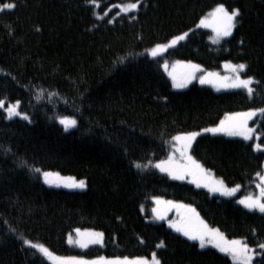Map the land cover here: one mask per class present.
<instances>
[{
	"label": "trees",
	"instance_id": "obj_1",
	"mask_svg": "<svg viewBox=\"0 0 264 264\" xmlns=\"http://www.w3.org/2000/svg\"><path fill=\"white\" fill-rule=\"evenodd\" d=\"M10 2L14 9L0 11V99L19 100L29 120L7 119L0 111V264H50L23 239L58 256L133 259L156 253L161 264H234L226 253L199 248L165 222L147 221L153 198L191 205L227 239L246 240L253 264H264L258 247L264 213L237 202L255 194L263 171L264 151L253 141L207 133L189 150L228 187L239 185L236 197L213 195L155 166L173 151V136L264 108V0H141L137 11L120 15L111 7L134 0H97L98 7L88 0L0 5ZM218 4L239 9L240 16L232 34L213 45L211 32L196 25ZM185 32L162 55L146 54ZM177 61L205 71L244 63L241 75L254 77L253 94L197 83L175 90L161 66ZM59 116L76 118L77 125L66 131ZM249 126L264 147V115ZM30 168L85 180L86 188L47 187ZM76 228L102 232V245L68 246Z\"/></svg>",
	"mask_w": 264,
	"mask_h": 264
},
{
	"label": "snow or ice",
	"instance_id": "obj_2",
	"mask_svg": "<svg viewBox=\"0 0 264 264\" xmlns=\"http://www.w3.org/2000/svg\"><path fill=\"white\" fill-rule=\"evenodd\" d=\"M93 6L98 7L97 0H88ZM14 3H4L0 5V10H12L15 8ZM141 6V0H134V2H129L126 5H118L121 12L131 13L137 11ZM107 15V13H105ZM117 15H120L118 12ZM214 21L218 22V26L214 27L216 33V41L223 37H228L232 34V30L236 27L238 22L237 18L240 16L239 9H232L231 11L225 7L224 4H218L210 14ZM111 22V21H109ZM200 24L202 26L208 27L209 24L206 19H201ZM188 33H183L172 37V39L166 44H156L153 48L149 50V54L156 57L160 53L166 51L170 47H174L178 42L184 40ZM125 58H120V63H123ZM165 70H168V64L165 62L163 65ZM180 66L183 71L177 74L176 68ZM225 68L229 70L232 74L230 76L221 77L219 73L207 72L202 75H197L203 70L198 64H193L188 62L185 64L183 61H177L176 64L172 66V71L169 75L172 78V86L174 88H184L187 87L189 83L193 80H199L201 84L213 83L219 84L221 87L225 88H242L245 89L251 96L253 94V88L251 85L255 82L254 77L248 76L244 77L241 75L245 72L247 65L244 63L232 64L227 62ZM39 99V97H37ZM166 99V98H165ZM20 101L17 100L15 103H9L6 106V101L0 99V109H4L8 119L13 117H22L25 120H29V116L26 113L21 112ZM257 112L264 115V108L250 109L242 113H230L222 119L219 124L215 127L204 128L201 130L203 133H223L228 136H243L245 139H250L252 129L247 127L248 120L252 119L257 115ZM61 125L64 126L65 130L77 125L76 118H70L67 116L56 117ZM201 132H187L181 133L172 137V140L178 142L180 147L176 150L180 152L181 162L176 163L170 156L167 161H161L157 163L156 168L160 169L162 172H168L174 179L184 180L191 177L192 183L196 184L197 187L203 184L207 187L209 191L220 193L224 196H231L240 187L236 185L233 188H229L223 180H216L209 177L208 170H206L201 163L195 160L190 154L189 149L192 148L193 141L197 136L201 135ZM256 149H260L261 145L256 144ZM6 152L10 149H5ZM23 166H26V162H22ZM137 168L142 167L139 163L134 165ZM30 171L35 173H40L39 168H30ZM45 183L55 184L56 180L53 177H59V173H52L49 171H43L42 173ZM257 176L261 180L259 185L260 195L258 197L247 196L239 201L240 204L244 205L245 208L249 210H258L260 213H264V175L257 173ZM71 179V178H69ZM65 187L68 188H85L86 184L84 180L78 182L72 181L71 183H64ZM157 203H160L159 198H157ZM171 204L172 202H168ZM177 209H184L185 215L181 219L179 224L170 223V227L175 228L177 232H181L189 240H198L200 246L204 247L206 243H211L220 252L229 255L234 264H253L254 250L250 245L243 239H227L223 232L218 228H213L207 224L191 205L175 204ZM154 211H157L154 209ZM160 219H163V215L158 213ZM15 231V229H12ZM75 233L77 239L75 243L79 244L81 248H87L91 244H102L103 243V233L92 231L90 229L81 230L76 228ZM72 238L69 236V243H72ZM25 245H29L32 248L38 249L39 252L43 253L47 257H52V252L45 247L43 244H34L28 239H23ZM161 245H157L160 247ZM259 249L264 250V243L258 245ZM59 264H161V261L157 258L156 253H152L151 260L144 257H136L134 259H129L128 257H116V258H105L100 256L93 260H88L83 257H68L59 260Z\"/></svg>",
	"mask_w": 264,
	"mask_h": 264
},
{
	"label": "rangeland",
	"instance_id": "obj_3",
	"mask_svg": "<svg viewBox=\"0 0 264 264\" xmlns=\"http://www.w3.org/2000/svg\"><path fill=\"white\" fill-rule=\"evenodd\" d=\"M127 3H125V4H117V5H114V6H112L111 8H116V9H118V12L119 13H123V12H121V10H120V7H117L118 5H126ZM5 10H7V9H5ZM0 11H2V10H0ZM212 11H213V9L211 10V11H209L203 18H201V19H206L207 20V22H208V24H209V26L208 27H205V26H202L201 24H200V21H201V19H200V21L198 22V24L196 25V28L198 29H205V30H208V31H210L211 32V36H210V42H211V44H213V45H216V44H218L222 39H224V38H227V37H223V38H221V39H219L218 40V42H215L216 41V33H215V31H214V27L215 26H218V22H216V21H214V19H213V17L210 15L211 13H212ZM233 31V30H232ZM185 33H187V32H185ZM183 34V33H182ZM181 35V34H180ZM229 37V36H228ZM172 39V38H171ZM170 39V40H171ZM169 40V41H170ZM169 41H167V42H165V43H161V44H166V43H168ZM183 41V40H182ZM181 42V41H180ZM179 43V42H178ZM154 47V46H153ZM153 47H151V48H153ZM151 48H149L147 51H146V54L149 56V57H151V58H154L153 56H151L150 54H149V50L151 49ZM170 48H172V47H170ZM170 48H168V49H170ZM167 49V50H168ZM166 50V51H167ZM166 51H164V52H162V53H160L159 55H162L163 53H165ZM159 55H157V56H159ZM156 56V57H157ZM184 62V61H183ZM185 64H187L188 62H184ZM192 63V62H191ZM227 62H225V63H223L222 65H221V69L219 70V71H205V70H203L202 68V72L201 73H197V75L199 76V75H202V74H204V73H207V72H213V73H219V75L221 76V77H224V76H230V75H232L230 72H229V70L228 69H226L225 68V64H226ZM165 64V63H164ZM164 64H162V70L164 71V73L167 75V77L170 79V81H171V84H172V78H171V76L169 75V72H171L173 69H172V66L174 65V64H176V62H173V63H167L168 64V70L166 71L165 70V68H164ZM193 64H195V63H193ZM233 64V63H232ZM180 68L179 70H177V68ZM177 68H176V72H177V74H179L180 72H182L183 71V69L180 67V66H177ZM193 83H197V84H199V85H204V86H208V87H210V88H212L214 91H216V92H225V91H231V90H236V89H242V88H225V87H221L219 84H213V83H205V84H201L200 82H199V80L197 79V80H193L191 83H189L188 85H187V87L190 85V84H193ZM187 87H184V88H174L173 87V89H175V90H183V89H186ZM7 104H9V103H6V106H7ZM0 111H3L4 113H5V111H4V109H0ZM244 112H246V111H244ZM240 113H242V112H240ZM259 114V112H257V115ZM5 115H6V113H5ZM226 116V115H225ZM7 117V116H6ZM255 117V116H254ZM253 117V118H254ZM13 118H21V119H23L22 117H13ZM12 118V119H13ZM225 118V117H224ZM223 118V119H224ZM252 118V119H253ZM8 119V118H7ZM252 119H250V120H248V122H247V127L248 128H250V129H252V132L250 133V135H251V138L250 139H245L243 136H239V135H237V136H228V135H225V134H223V133H208L209 135H215V136H224V137H228V138H236V139H241V140H245V141H253V145H254V148L256 149V147H255V145L256 144H258V135L256 134V132H255V130L253 129V128H251L250 126H249V123H250V121L252 120ZM25 120V119H24ZM58 121V120H57ZM58 123H59V121H58ZM60 124V123H59ZM219 124V123H218ZM217 124V125H218ZM61 125V124H60ZM217 125H215V126H217ZM62 127H63V129L65 130V128H64V126L63 125H61ZM215 126H212V127H215ZM75 127V126H74ZM74 127H71V128H69V129H67V130H70V129H73ZM208 128H210V127H208ZM66 130V131H67ZM197 132H201V130L200 131H197ZM203 134H207V133H203V132H201V135H203ZM200 136V135H199ZM198 137V136H197ZM175 142V141H174ZM175 146H173V151L171 152V154L169 155V157L171 156L172 158H173V160L176 162V163H180L181 162V155H180V152L178 151V150H176V149H178L179 147H180V145H179V143L178 142H175ZM190 150V149H189ZM256 150H258V149H256ZM258 151H264V147H261ZM190 154V153H189ZM169 157L166 159V160H163V161H167L168 159H169ZM161 162V161H160ZM159 163V162H158ZM157 164V163H156ZM160 170V169H159ZM161 171V170H160ZM49 172H52V173H58V172H55V171H49ZM162 172V171H161ZM42 173H43V171H41L39 174H40V179H41V181H42V183L45 185V186H47V187H50V188H54V189H63V190H66V191H75V192H79V191H83V190H85V188H83V189H81V188H68V187H65L64 186V183H71L72 181H76V182H78V181H80V180H82V179H76V178H74V177H72V176H67V175H62V174H60L59 173V177H53V179H55L56 180V183L55 184H52V185H50V184H47V183H45V180H44V177H43V175H42ZM163 173H166L170 178H172V179H174L171 175H169V173L168 172H163ZM208 173H209V177L210 178H213V179H216V180H220L219 178H216L212 173H210L209 171H208ZM261 175H264V164H263V171H262V173H261ZM69 178H71V179H69ZM174 180H177V179H174ZM85 181V180H84ZM177 181H181V182H186V183H189V184H191V185H193L195 188H198V189H203V190H206L207 192H209V193H211V194H213V195H217V196H220V197H223V198H232V197H236V195L238 194V192H239V188L237 189V191H235L231 196H224V195H221L220 193H215V192H211V191H209V189L207 188V187H204L203 186V184H201V186H199V187H197V185L196 184H194V183H192V180H191V177H188V178H186V179H184V180H177ZM85 184H86V182H85ZM261 184V180L259 179V177L257 176V182H256V184H255V194L254 195H251L252 197H258L259 195H260V189H259V185ZM235 187V186H234ZM229 188H233V187H229ZM250 196V195H249ZM244 197H247V196H243V197H239L238 199H237V202H238V204L240 205V206H242L244 209H246V210H249V209H247V208H245L244 207V205H242V204H240L239 203V201L241 200V199H243ZM159 200H160V203H157V198H153L152 199V203H153V206H152V208H151V217L149 218V219H147V221H150V222H165L166 224H167V226L168 227H170V223H175V224H179L180 223V221H181V219L184 217V215H185V210L184 209H177L174 205L175 204H182V203H177V202H173V201H169V200H166V199H162V198H159ZM168 202H172L171 204H169ZM182 205H184V204H182ZM154 209H156L157 211H154ZM249 211H256V212H259L258 210H249ZM158 213L159 214H162L163 215V219H160L159 218V216H158ZM171 229H173V231H176L175 230V228H173V227H170ZM92 231H96V232H100V231H97V230H92ZM179 233H181V232H179ZM182 234V233H181ZM183 235V234H182ZM69 236H71V238H72V243H69ZM184 236V235H183ZM76 239H77V235H76V233H75V231H73L71 234H69L68 235V237H67V239H66V243H67V245L68 246H70V247H74V248H77V249H79V250H83V249H86V248H81L80 246H79V244H77V243H75V241H76ZM196 242H197V244L199 245V248H201V249H205V248H215L214 246H213V244H211V243H206L205 244V246L204 247H201L200 246V242L198 241V240H195ZM34 243V242H33ZM34 244H40V243H34ZM93 245H102V244H91V245H89V246H93ZM26 246H28V247H31V246H29V245H26ZM88 246V247H89ZM32 248V247H31ZM33 249H35V248H33ZM217 249V248H216ZM40 255H42L50 264H59V260L60 259H62V258H68V257H70V256H58V255H55V254H53L52 255V257H47V256H45L43 253H41V252H39L38 251V249H35ZM218 250V249H217ZM219 251V250H218ZM152 257V256H151ZM151 257L150 258H147V259H149V260H151ZM230 257V256H229ZM231 258V257H230ZM85 259H88V258H85ZM93 259H96V258H92V259H88V260H93ZM109 259H112V258H109ZM134 259V258H133ZM231 261H232V263H234V261L232 260V258H231Z\"/></svg>",
	"mask_w": 264,
	"mask_h": 264
},
{
	"label": "crops",
	"instance_id": "obj_4",
	"mask_svg": "<svg viewBox=\"0 0 264 264\" xmlns=\"http://www.w3.org/2000/svg\"><path fill=\"white\" fill-rule=\"evenodd\" d=\"M180 68L178 67L177 70H179Z\"/></svg>",
	"mask_w": 264,
	"mask_h": 264
}]
</instances>
